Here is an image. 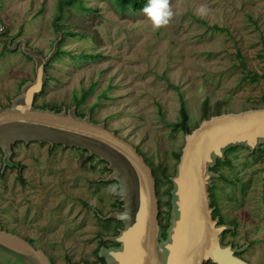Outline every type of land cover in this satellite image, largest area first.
<instances>
[{
  "label": "rangeland",
  "instance_id": "obj_1",
  "mask_svg": "<svg viewBox=\"0 0 264 264\" xmlns=\"http://www.w3.org/2000/svg\"><path fill=\"white\" fill-rule=\"evenodd\" d=\"M62 1L0 0L1 107L21 94L23 81L35 79L34 62L21 46L11 50L10 42L13 47L25 39L47 56L64 31L77 36L65 34L59 43L61 53L48 65L50 78L35 105L69 110L85 93L79 114L105 123L149 164L162 163L171 174L186 137L173 129L181 96L192 125L206 101H228L231 113L264 106V0H170L175 15L159 31L142 12L121 13L115 0H81L83 9L64 6L61 13ZM201 4L209 8L203 18L196 14ZM5 33L22 36L8 40L7 52ZM13 150L20 168L3 172L0 157L1 227L55 264L95 262L101 234L123 228L101 219L121 211L114 195L120 185L101 181L110 174L108 164L74 148L18 143ZM227 160L212 181L223 222L236 229L225 243L242 249L246 261L264 264V143L254 153L238 147ZM169 187L166 179L159 185L165 218L172 215Z\"/></svg>",
  "mask_w": 264,
  "mask_h": 264
},
{
  "label": "water",
  "instance_id": "obj_2",
  "mask_svg": "<svg viewBox=\"0 0 264 264\" xmlns=\"http://www.w3.org/2000/svg\"><path fill=\"white\" fill-rule=\"evenodd\" d=\"M60 40L47 56L29 47L25 39L13 47L12 42L9 44L11 50L21 46L23 54L34 62L35 79L22 86L21 94L9 108L0 107L3 172L20 168L19 163L12 161L13 147L18 143L75 148L106 162L110 174L101 181L120 185L114 195L122 204V211L110 212L101 219L117 221L123 228L118 229L117 235L103 237L114 245L98 252L105 264H252L238 256L242 249L223 243L224 234L235 228L214 218L210 188L219 175L210 168L218 160L225 162L226 151L232 148L246 147L252 153L260 148L264 143V108L212 116L186 134L175 176L170 178L172 219L163 239L157 182L152 167L138 149L105 123H94L90 115L78 116L76 106L60 113L35 107L49 81L46 67L59 52ZM0 264L53 261L30 241L0 226Z\"/></svg>",
  "mask_w": 264,
  "mask_h": 264
},
{
  "label": "trees",
  "instance_id": "obj_3",
  "mask_svg": "<svg viewBox=\"0 0 264 264\" xmlns=\"http://www.w3.org/2000/svg\"><path fill=\"white\" fill-rule=\"evenodd\" d=\"M115 1H116V4H117L120 12L123 13V14L128 13L130 11H133V12H142L141 11L142 8L145 7L146 4H147V0H115ZM64 6H68L70 8H81V9H83V5L81 4V0H64V1H62V5L60 6V12L61 13L64 10ZM56 26H58V25H56ZM57 30H58V32L59 31L60 32L62 31V30H60L59 26L57 27ZM65 34L66 35L73 36V37L74 36H77V34H75V33L64 31V33H63L64 37H62V39H61L60 42L64 41ZM1 37H3V38H1V41L5 42L4 50H5V52H7V51H9L8 48H7L8 40H11V41H14L15 42V41H17V39H19L22 36L20 35L18 37H15V39H12V38H8L7 37V34L5 33V37L3 35H1ZM58 39L59 38H57V40ZM12 45H13V43H12ZM58 53L59 54L57 56L60 55L61 51H59ZM89 57L92 58V59H95V58H97L99 56L91 55ZM48 68H49V66H47L46 69H47V72H48V75H49V78H50V74H49ZM26 82L27 81H23L22 84H21V86L24 85ZM166 82H168V79H166ZM46 87H47V84L45 86V89H46ZM168 87H170L171 89H173L175 91H179V88L178 87L174 86L173 84H171L169 82H168ZM45 89H44V92H45ZM44 92L42 93V95L44 94ZM39 97H37L36 101L38 100ZM85 99H86L85 93H84V95L82 97H78L76 95L74 97V101L72 102V104H71V106H70L69 109H71L74 106H77L78 107V111H77L78 116H80V117L87 116V114H84V113L79 114L78 113L79 112V108L82 105V103L85 101ZM9 107L10 106H8L7 108H9ZM35 107L38 108V109L56 111L57 113H60V112L63 111L57 105H54V106H48V105L37 106V105H35ZM231 108L232 107L230 106V103L228 101H218V102H216L213 105L212 104H209V102L206 101V102H204L203 107H202L201 120L197 124L192 125L191 124V121H190V114H189L188 108L186 106V103H185L183 97L181 96L180 120H179L178 123L173 124V129H174V131H182L185 134H190L197 127H199V125L201 124V122H202L203 119H210L212 116H218V115H221V114H224V113H231V112H229L231 110ZM260 108H264V106H255V107L250 108V109H260ZM245 110H249V108H245L243 111H245ZM90 114H92V112H90ZM16 145H14V147H16ZM59 147H62V146H59ZM63 149H65V148H63ZM182 149L180 150V152L176 153V158H177V162L178 163H179L180 157L182 155ZM236 149H238V148H232V149L226 151V157H228V154L230 152L235 151ZM76 150L81 151L83 153H86L89 160H92V159L95 158V157H90L89 154L86 151H82V150H79V149H76ZM0 157L3 158V153L1 151H0ZM147 159L148 158L145 157L146 162H147ZM100 161L101 162H104L102 160H100ZM225 162L227 163L228 160L225 161ZM226 163L218 160V163H217L216 167L210 168V171L217 172L218 171V168L220 166L226 164ZM149 165L153 169V174H154V177H155L156 182H157V194H158L159 203H160V210L162 209V204H161V191L159 190V185L165 179L170 183V187L167 189L166 194L169 196V198H168V204L170 205V207H171L170 209L172 210V206H171V190L173 189V184L170 182V178L173 177V176H175L176 169H175L174 173L171 174V173H169L168 168L166 166H164L162 163H160L158 166H156V165H154L151 162V164H149ZM3 176H4V174H3ZM210 193H211V199H212V205L211 206H212V208H215L214 218L215 219L216 218H220L221 224H224L225 222H223V217L221 216V211L218 208V204L213 199V195H214V189H213V187L210 188ZM119 204L121 206L120 210L122 211V204L120 202H119ZM111 212H113V211H111ZM171 219H172L171 212L169 213V215L167 216V218H165L163 211L162 210L160 211L159 220H160V223H161V226H162V229H163V234H162L163 239H166V237H167V232H168V230H169V228L171 226ZM111 222H116V221H106L105 223H107V225H109ZM116 223H118L119 225H121L119 222H116ZM107 225H106V227H107ZM107 229L109 230L110 229V226H108ZM117 233L118 232H116V234ZM103 237H104V235L101 234V241H100L99 247L97 248V250L95 252L96 254L99 252L100 248H102V247H106V248L108 247L109 248L110 246H114L111 243L105 242L104 239H103ZM97 259H99V261L102 260V259H100L98 257H97ZM52 260L55 263V259H52ZM82 262H85V261H82ZM208 264H212V263H208Z\"/></svg>",
  "mask_w": 264,
  "mask_h": 264
},
{
  "label": "clouds",
  "instance_id": "obj_4",
  "mask_svg": "<svg viewBox=\"0 0 264 264\" xmlns=\"http://www.w3.org/2000/svg\"><path fill=\"white\" fill-rule=\"evenodd\" d=\"M141 11L151 22L154 31L167 27L175 15L170 0H147L146 6ZM196 14L201 18L207 16L209 14L208 6L201 4L197 8Z\"/></svg>",
  "mask_w": 264,
  "mask_h": 264
},
{
  "label": "flooded vegetation",
  "instance_id": "obj_5",
  "mask_svg": "<svg viewBox=\"0 0 264 264\" xmlns=\"http://www.w3.org/2000/svg\"><path fill=\"white\" fill-rule=\"evenodd\" d=\"M261 146V145H260ZM227 158L228 157H226V160H227ZM225 163V162H224ZM216 167V166H215ZM220 177H221V175H220ZM212 188V187H211ZM160 204V203H159ZM215 209V208H214ZM220 219V218H219ZM221 221V220H220ZM1 226V225H0ZM235 232H236V229H235V231H230V232H226L225 234H224V240H223V243L224 244H226V245H228V244H230V243H232V242H228V243H225V239H226V236L228 235V234H230V233H232V234H235ZM233 245H234V247H236V245L234 244V243H232ZM111 247V246H110ZM97 255H98V253H97ZM242 253H240L238 256L239 257H241V258H243L242 257ZM99 258V257H98ZM52 259V258H51ZM244 259V258H243ZM245 260V259H244ZM53 261V260H52ZM99 262H102V264H105V261L102 259L101 261H99V259H97L95 262H90V261H85L84 263H86V264H97V263H99ZM53 264H55L54 263V261H53Z\"/></svg>",
  "mask_w": 264,
  "mask_h": 264
}]
</instances>
